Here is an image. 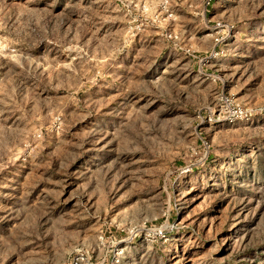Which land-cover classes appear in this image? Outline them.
I'll list each match as a JSON object with an SVG mask.
<instances>
[{
	"label": "rangeland",
	"instance_id": "374dc122",
	"mask_svg": "<svg viewBox=\"0 0 264 264\" xmlns=\"http://www.w3.org/2000/svg\"><path fill=\"white\" fill-rule=\"evenodd\" d=\"M0 264H264V0H0Z\"/></svg>",
	"mask_w": 264,
	"mask_h": 264
},
{
	"label": "built area",
	"instance_id": "2783aa9c",
	"mask_svg": "<svg viewBox=\"0 0 264 264\" xmlns=\"http://www.w3.org/2000/svg\"><path fill=\"white\" fill-rule=\"evenodd\" d=\"M237 118H238V115H236V113H233L231 116H228V122L230 124H234L236 122Z\"/></svg>",
	"mask_w": 264,
	"mask_h": 264
}]
</instances>
